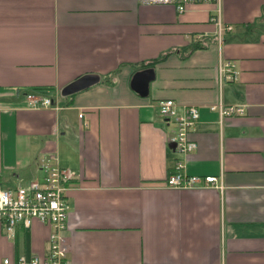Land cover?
<instances>
[{"label": "crops", "instance_id": "crops-1", "mask_svg": "<svg viewBox=\"0 0 264 264\" xmlns=\"http://www.w3.org/2000/svg\"><path fill=\"white\" fill-rule=\"evenodd\" d=\"M213 10L0 0V187L27 185L39 158L57 153L74 176L71 264H264V0H222L232 28L221 38ZM229 59L237 76L220 82ZM146 68L155 76L142 96L131 80ZM87 74L100 80L62 94ZM42 88L54 106L28 107L24 92ZM165 98L199 106L186 172L217 176L222 189L166 186L176 155L157 106ZM220 99L245 115L221 122L209 108ZM49 232L37 220L15 238L0 230V264L45 256Z\"/></svg>", "mask_w": 264, "mask_h": 264}, {"label": "built area", "instance_id": "built-area-1", "mask_svg": "<svg viewBox=\"0 0 264 264\" xmlns=\"http://www.w3.org/2000/svg\"><path fill=\"white\" fill-rule=\"evenodd\" d=\"M146 4H167L177 12L183 13L197 4H213L211 19L217 24V35L232 27L222 21V0H141ZM238 63L236 60H223L219 65V79L231 81L236 78ZM24 100L28 107L50 108L54 99L44 91L27 90ZM157 106L164 120L173 124L167 141L174 154V165L171 167L165 184L171 188L200 189L219 188L224 184L221 178L214 175H192L186 172L187 157L196 150L197 142L191 138L199 120V106L180 104L172 98L158 100ZM219 114L221 122L226 117L242 116L246 113L245 105L227 104L222 99L209 105ZM83 117V114L79 115ZM41 175L32 179L27 185L0 187V230L15 238L19 226L29 228L35 220L50 228L48 251L45 256L34 254L19 255L11 262L4 264H71L69 258L68 216L71 208L69 190L74 187L73 174L59 162L56 152H50L39 158Z\"/></svg>", "mask_w": 264, "mask_h": 264}, {"label": "water", "instance_id": "water-1", "mask_svg": "<svg viewBox=\"0 0 264 264\" xmlns=\"http://www.w3.org/2000/svg\"><path fill=\"white\" fill-rule=\"evenodd\" d=\"M155 73L153 68H146L137 71L131 80V87L140 95L145 96L149 93L150 82L154 79ZM100 80V76L96 74L84 75L75 81L69 83L62 89L63 95H69L82 90Z\"/></svg>", "mask_w": 264, "mask_h": 264}, {"label": "trees", "instance_id": "trees-1", "mask_svg": "<svg viewBox=\"0 0 264 264\" xmlns=\"http://www.w3.org/2000/svg\"><path fill=\"white\" fill-rule=\"evenodd\" d=\"M197 46H200L199 45V42H196L195 44H194V46H193V48H196ZM156 60H152V61H150V62H148L145 66H154V62H155ZM36 90V89H35ZM37 91H44V92H46L47 93V89L46 88H42V89H39V90H37Z\"/></svg>", "mask_w": 264, "mask_h": 264}]
</instances>
